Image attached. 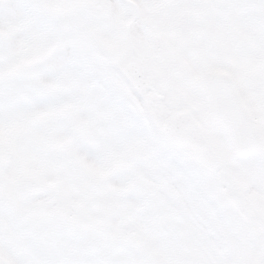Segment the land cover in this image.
Here are the masks:
<instances>
[{"label": "rangeland", "instance_id": "obj_1", "mask_svg": "<svg viewBox=\"0 0 264 264\" xmlns=\"http://www.w3.org/2000/svg\"><path fill=\"white\" fill-rule=\"evenodd\" d=\"M91 1L0 0V264H264V153L204 130L212 175L161 134L221 72L264 145V0Z\"/></svg>", "mask_w": 264, "mask_h": 264}, {"label": "water", "instance_id": "obj_2", "mask_svg": "<svg viewBox=\"0 0 264 264\" xmlns=\"http://www.w3.org/2000/svg\"><path fill=\"white\" fill-rule=\"evenodd\" d=\"M93 0L88 7L97 12ZM158 37L150 36L155 44ZM122 76L136 92H153L154 75L138 58L128 62ZM204 107L196 121L188 110H179L164 119L161 125L163 136L177 149L187 153L193 162L212 175L222 169V159L216 154L202 133V129H218L227 138L233 155L246 159L263 154L264 146L248 119L227 75L215 73L202 77L197 82Z\"/></svg>", "mask_w": 264, "mask_h": 264}, {"label": "snow or ice", "instance_id": "obj_3", "mask_svg": "<svg viewBox=\"0 0 264 264\" xmlns=\"http://www.w3.org/2000/svg\"><path fill=\"white\" fill-rule=\"evenodd\" d=\"M22 10V6L14 5L6 12L0 11V22H5L16 17Z\"/></svg>", "mask_w": 264, "mask_h": 264}]
</instances>
